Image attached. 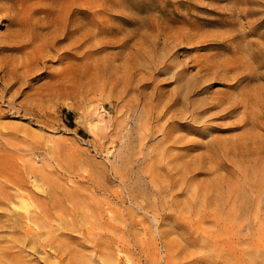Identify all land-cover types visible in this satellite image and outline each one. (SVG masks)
Instances as JSON below:
<instances>
[{
  "label": "rangeland",
  "instance_id": "rangeland-1",
  "mask_svg": "<svg viewBox=\"0 0 264 264\" xmlns=\"http://www.w3.org/2000/svg\"><path fill=\"white\" fill-rule=\"evenodd\" d=\"M0 247L264 264V0H0Z\"/></svg>",
  "mask_w": 264,
  "mask_h": 264
},
{
  "label": "bare ground",
  "instance_id": "bare-ground-1",
  "mask_svg": "<svg viewBox=\"0 0 264 264\" xmlns=\"http://www.w3.org/2000/svg\"><path fill=\"white\" fill-rule=\"evenodd\" d=\"M105 7V6H104ZM38 21V20H37ZM29 23V22H28ZM63 24V23H62ZM49 37V36H48ZM74 41V40H73ZM72 42V41H71ZM13 43V42H12ZM43 43V42H42ZM44 44V43H43ZM40 45V44H39ZM48 46V45H47ZM22 47V46H21ZM49 47V46H48ZM45 51V50H44ZM39 54V53H38ZM43 56V55H42ZM36 57V56H35ZM40 57V56H39ZM23 60V59H22ZM37 60V59H36ZM24 61V60H23ZM22 61V62H23ZM25 61H27V60H25ZM32 61V60H31ZM221 61V60H220ZM96 62V61H95ZM34 63V62H33ZM19 64V63H18ZM224 64H225V61H224ZM32 65V64H31ZM36 65V64H35ZM236 65H238V64H236ZM33 67V66H32ZM31 67V68H32ZM247 67V66H246ZM28 68V67H27ZM26 68V69H27ZM30 68V67H29ZM34 68V67H33ZM229 68V67H228ZM19 69V68H18ZM26 69H22V70H26ZM210 69H211V67H210ZM235 69V68H234ZM12 70V69H11ZM21 70V71H22ZM228 70V69H227ZM249 70H250V68H249ZM10 71V70H9ZM13 71V70H12ZM11 71V72H12ZM18 70H16V71H14V72H17ZM26 71H28V70H26ZM235 71V70H234ZM11 72H9V75L11 74ZM24 72V71H23ZM211 72V71H210ZM210 72H208V71H206L205 73H206V75H208ZM22 73V72H21ZM25 73V72H24ZM71 73V72H70ZM199 74V73H198ZM204 74V73H203ZM244 74V73H243ZM2 75V74H1ZM17 76H18V74H16ZM71 74H69L68 76H70ZM74 75V74H73ZM73 75H71V76H73ZM8 76V75H7ZM16 76V77H17ZM220 76V75H219ZM242 76V75H241ZM3 78V77H2ZM235 78V77H234ZM17 79V78H16ZM22 79V78H21ZM17 81V80H16ZM118 83V82H117ZM12 84V83H11ZM231 84V83H230ZM7 86V85H6ZM185 89H187L186 87H185ZM190 90V89H189ZM185 91V90H184ZM242 92V91H241ZM59 93V92H58ZM68 95V94H67ZM182 100V99H181ZM234 100V99H233ZM175 101V100H174ZM228 101V100H227ZM226 101V103H230L229 101L227 102ZM222 103V104H221ZM224 101H220V100H218L217 102H213V103H211V106H207V108H205L204 110H202L203 112H205V111H208L210 108H212V107H214V106H217V105H222L221 106V110H223V109H225V108H227V107H232L233 105H234V102H233V104L232 103H230V104H228L227 106L225 105L224 106V104H226ZM176 104V103H175ZM230 111V110H229ZM232 111V110H231ZM196 112H198V111H196ZM199 114V113H198ZM195 115V114H194ZM21 197H22V194H21ZM19 199V198H18ZM24 202H25V200L24 199H22ZM22 203V202H21ZM25 203H27V202H25ZM22 206H24L23 205V203H22ZM25 206H27V205H25ZM24 206V207H25ZM32 215V214H31ZM29 216V215H28ZM33 217V216H32ZM27 218V217H26ZM29 218V217H28ZM68 223V222H67ZM71 224H68V226H70ZM72 227V226H71ZM67 228V227H66ZM72 230V229H71ZM34 242V241H33ZM6 246V245H5ZM1 248V247H0ZM4 249V248H3ZM1 250V252H3L4 253V250ZM6 249H9V247L8 248H6ZM9 251H10V249H9ZM11 252V251H10ZM9 253V252H8ZM5 255H7L6 257L8 258V254L6 253ZM6 258V261L8 260ZM0 261H1V259H0ZM2 263L4 262V261H1ZM5 263V262H4ZM6 264H8V262L6 263Z\"/></svg>",
  "mask_w": 264,
  "mask_h": 264
}]
</instances>
